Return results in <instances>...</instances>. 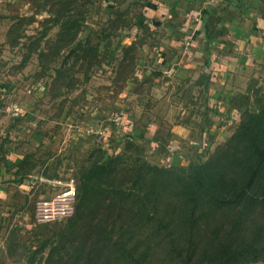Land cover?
Masks as SVG:
<instances>
[{"label": "rangeland", "instance_id": "1", "mask_svg": "<svg viewBox=\"0 0 264 264\" xmlns=\"http://www.w3.org/2000/svg\"><path fill=\"white\" fill-rule=\"evenodd\" d=\"M153 1L0 0V264H264V202L236 194L264 153V48L222 103L188 63L194 12ZM237 4L213 20L249 18ZM90 222L116 224L111 256Z\"/></svg>", "mask_w": 264, "mask_h": 264}, {"label": "crops", "instance_id": "2", "mask_svg": "<svg viewBox=\"0 0 264 264\" xmlns=\"http://www.w3.org/2000/svg\"><path fill=\"white\" fill-rule=\"evenodd\" d=\"M236 1H238L236 8L250 13L249 18L246 17L244 20L241 18L237 20L235 17L227 18L224 13H221V18L214 21L212 16L220 14V8L218 9V6L227 7V0H154L151 2L152 8L150 7L153 14H159L160 16H167L169 18L176 16L177 13L175 11L177 12V10L185 13L184 7L186 4L188 8L190 7V11L194 12L193 15L198 21V25L196 26L197 30L194 28L197 34L195 35V40L192 41L193 46L187 47V50L191 53V58L188 63L193 64L194 62L198 65L202 62L208 71L211 72L213 70L209 74L211 75V86L213 87L211 94L214 95L217 89H219V96L225 97L224 101L222 100V103L225 104H227L226 99L233 94L232 92L235 89L233 87L234 74L239 72L240 67L243 68V66L245 67L250 62H253V60H258L260 58V52L257 48H264V45H260L258 47L252 46V51L245 50L248 47L247 33L250 32L248 25L251 24V29H256L257 27L264 29V16L259 9L257 11L254 8H248L247 5L244 6L243 0ZM196 8L198 11H195ZM204 11H207L209 14L207 21L204 18ZM224 25L227 29H223ZM229 26L232 27L230 28ZM173 28L179 30L176 25H173ZM208 29V33H211L212 36L209 39L207 36ZM228 77L229 81L225 85ZM229 83L231 90L227 89L229 88Z\"/></svg>", "mask_w": 264, "mask_h": 264}, {"label": "trees", "instance_id": "3", "mask_svg": "<svg viewBox=\"0 0 264 264\" xmlns=\"http://www.w3.org/2000/svg\"><path fill=\"white\" fill-rule=\"evenodd\" d=\"M151 4V3H150ZM204 18H206V21H207V18L209 16V14L207 13V11H204ZM209 21V20H208ZM207 24V23H206ZM209 32V29L207 31V36H208V39L211 38V33H208ZM264 161V153H261V156L259 157V159H257L255 165H253L252 169H251V175H250V178L248 180V182L246 183L245 186H243L242 188L238 189L236 194L237 196L240 197V199L242 198H249V199H252V200H261L262 202H264V194H258L256 192L253 191V189H251V187L253 186L254 184V181H255V178H256V174H257V171H258V168L259 166L261 165V163ZM171 164V163H170ZM206 166L205 165H192L191 168L194 170V171H198V175H199V179H201V175L203 173V169H206L205 168ZM98 168H101V169H105L106 166H103V165H99ZM167 170V168H165ZM164 169H161L159 174L163 175V173L166 171ZM197 174V173H196ZM143 207V206H141ZM139 207H137L138 209ZM141 212V210H140ZM156 212V208L154 209V213ZM123 213V212H122ZM123 215V214H122ZM163 220V219H162ZM132 223V222H130ZM126 224V223H125ZM124 224V225H125ZM86 226H82V227H76L77 229H75V231L77 232H80V231H88L94 235H96L97 237H99L100 235H102L103 237L102 238H99L97 240V242L99 243L100 241L103 242V245H105L107 242L108 244L110 243V241L112 240V236L114 235V227H115V223H113L112 225H110L109 223H105V224H100L99 222H90V223H85ZM138 225V223H136V226ZM110 226V227H109ZM135 226V223L132 225V228H134ZM110 228V229H109ZM123 228V227H122ZM107 234H109V236H106ZM111 239V240H110ZM107 244V245H108ZM125 243L123 242V245ZM60 245V242L59 241H55L54 242V248L57 249ZM112 247H116L117 249L120 248L119 245H116L114 243H110L109 244V250H110V255H112V252H115V251H112L110 248ZM57 255L53 254V255H50L48 258H47V261L49 263L51 262H54L56 264H67L71 261H79L78 258L74 259V258H71L69 257V259H64V257L62 255H58V257H56ZM56 258V259H55ZM88 264H121V263H112L109 259L105 260V259H101V261H94V262H90ZM130 264H144V261L143 259H139L137 260L136 262L134 263H130ZM220 264H236V263H229V262H223V263H220Z\"/></svg>", "mask_w": 264, "mask_h": 264}]
</instances>
